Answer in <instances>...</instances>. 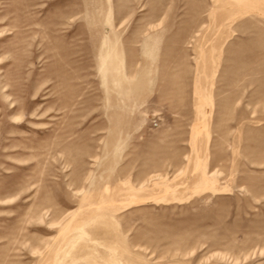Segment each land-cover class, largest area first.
Here are the masks:
<instances>
[{
    "label": "rangeland",
    "instance_id": "374dc122",
    "mask_svg": "<svg viewBox=\"0 0 264 264\" xmlns=\"http://www.w3.org/2000/svg\"><path fill=\"white\" fill-rule=\"evenodd\" d=\"M0 264H264V0H0Z\"/></svg>",
    "mask_w": 264,
    "mask_h": 264
}]
</instances>
